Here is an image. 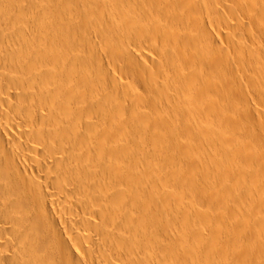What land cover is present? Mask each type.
<instances>
[{
	"label": "bare ground",
	"instance_id": "1",
	"mask_svg": "<svg viewBox=\"0 0 264 264\" xmlns=\"http://www.w3.org/2000/svg\"><path fill=\"white\" fill-rule=\"evenodd\" d=\"M262 116L264 0H0V264H264Z\"/></svg>",
	"mask_w": 264,
	"mask_h": 264
},
{
	"label": "rangeland",
	"instance_id": "2",
	"mask_svg": "<svg viewBox=\"0 0 264 264\" xmlns=\"http://www.w3.org/2000/svg\"><path fill=\"white\" fill-rule=\"evenodd\" d=\"M249 71H250V70H249ZM246 73H247V75H251V72H247V71H246ZM248 73H249V74H248ZM242 75H243V76H242ZM244 75H245V74H243V72H239V77L241 76V79H242V78L245 79V80H242V81L245 82V81L247 80L246 77H248V76H246V75L244 76ZM244 77H245V78H244ZM244 82H243V83H244ZM246 82H247V81H246ZM244 84H245V83H244ZM250 96H251V95H250ZM252 100H253V99H252ZM252 100H251V101H252ZM253 101H254V100H253ZM253 101H252V102H253ZM252 102H251V104H254L253 107H258V106H259V105L256 104L255 102H254V103H252ZM255 104H256V105H255ZM259 107H260V106H259ZM259 107H258L257 109H259ZM245 115H247V113H246ZM245 115H244V116H245ZM254 115H255V114H254ZM244 116H243V117H244ZM227 117H228V116H227ZM244 118H247V117H244ZM244 118H242V120H245V121L240 120V122L242 121V123L247 124V123H245V122H247V121H246L247 119H244ZM228 120H230V119H228ZM228 120L226 119V117H224V118L221 120V125H220V127H221L225 132H229V133H226V134L235 137V135L238 134V133H235V134L233 133V132H234V131H233V126L230 125V124H232V122H228ZM257 120H258V123H256V125H254V126L252 127V128H253L252 130L255 129V131H253V134L259 135V134H260V130L258 131L257 129H259V128H256V126H258L259 123L263 122L264 118H263V116H262V117H259V119H257ZM230 121H231V120H230ZM258 127H259V126H258ZM232 131H233V132H232ZM245 133H246V132H245ZM257 133H259V134H257ZM246 135H248V134H246ZM260 135H261V134H260ZM258 142H259V141H258ZM201 149H202V148H201ZM203 149H204V150H209V148H208L207 146H206V148L204 147ZM192 166H193V165H191V167H190V168H191V169H190V171H191V178H192V180H199L200 177H201V169H200V167H199L198 165L193 166V167H192ZM262 168L264 169V166H262ZM223 170H224V172H228V171H230L231 169H230V168H229V169H228V168H224ZM261 171L263 172L264 170H260L259 172H261ZM259 172H258V173H259ZM262 172H261V173H262ZM193 173L195 174V177H194ZM258 173H257V175L261 174V173H259V174H258ZM259 176H262V175H259ZM259 176H258V177H259ZM261 178H263V176H262ZM261 178H259V179H261ZM221 188H222V187H221ZM221 188H218V189L215 191V192L217 193V195L220 194V195H222L221 197L224 196L225 198H226V197L228 198V196H226V195H229V194L231 195V192H229V194H226V193H228V190H227V189H224V188H226V187H224L223 190H219V189H221ZM229 191H231V190H229ZM218 192H219V193H218ZM230 195H229V196H230ZM218 196H219V195H218ZM209 202H210V201H209ZM212 204H214V202H212ZM244 204H245V203H244ZM214 205H215V204H214ZM214 210H215V209H214ZM216 211H217V210H216ZM235 211H236V210L234 209V210H231V211H229V212H230L231 214L234 213V215H235V214H236ZM229 212L226 214V215L228 216L226 220L231 219V218H230L231 215L229 216ZM232 212H233V213H232ZM238 214H239V213L236 214V215H237L236 217H238V216H240V217L237 218V219H239V220H237V221H238L237 225H238L239 227H243V226H245V228H248V226H246L247 224H246V223L244 222V220H243L242 215H238ZM234 215H232V216H234ZM234 218H235V217H234ZM240 218H241V219H240ZM235 219H236V218H235ZM240 220H241V221H240ZM238 226H236V227L238 228ZM223 227H224V230H225V229H226L225 225H223ZM223 227H222V228H223ZM240 230L243 231V232H242L243 235L246 234V233H244L245 231H246V232L248 231L249 233L247 232V234H246V236H244V237H245V238H244V237H241V232H240V235H239V236H236V238L234 237V238H232V239H230V240H227V238H223L222 240H213L212 238H210V239L207 238L205 235H204V237H203V236H201V237H203L204 241H205V238H207V240H208L207 242H208V243H207V242H206V243L209 244V245H215L216 247H218L219 245H235V246H237L238 248H239V247L243 248V250H245V246L242 247V245H252L251 243H253V242L256 243L257 245H261L260 243H261L262 241L264 242V236L261 237V238H263V239H259V238H260V235H261L260 233H259V234H256L255 232H252V230L249 229V228H248V230H247V229H244V230H243V229H240V228H239L238 231H240ZM250 230H251V231H250ZM225 231H226V230H225ZM236 232H237V231H236ZM236 232H235V233H236ZM250 232H251V233H250ZM252 233L255 234L254 236L259 235V236L257 237L259 240H258L257 238H255V237L253 236ZM262 233L264 234V232H262ZM238 234H239V232H237V235H238ZM248 234H249V235H248ZM263 234H262V235H263ZM243 235H242V236H243ZM251 235H252L253 237H252ZM201 237H200V238H201ZM237 237H238L240 240L237 239ZM246 237H247V238L249 237V238L247 239ZM251 237L253 238V239H252L253 242H251V240H250ZM211 239H212V241H211ZM249 240H250V242H248ZM256 244H253V245H256ZM173 245H177V244L175 243V244H173ZM238 245H239V246H238ZM262 245H264V243H262ZM237 247H236V248H237ZM238 248H237V250H242L241 248H239V249H238ZM243 250H242V251H243Z\"/></svg>",
	"mask_w": 264,
	"mask_h": 264
}]
</instances>
